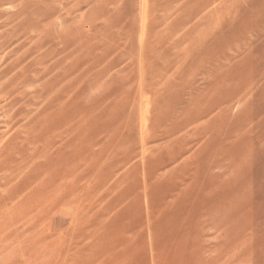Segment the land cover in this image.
<instances>
[{"label":"rangeland","instance_id":"374dc122","mask_svg":"<svg viewBox=\"0 0 264 264\" xmlns=\"http://www.w3.org/2000/svg\"><path fill=\"white\" fill-rule=\"evenodd\" d=\"M0 21V264H264V0H0Z\"/></svg>","mask_w":264,"mask_h":264},{"label":"bare ground","instance_id":"6f19581e","mask_svg":"<svg viewBox=\"0 0 264 264\" xmlns=\"http://www.w3.org/2000/svg\"><path fill=\"white\" fill-rule=\"evenodd\" d=\"M59 4H60V3H59ZM19 6H20V5H19ZM73 7H74V6H73ZM12 9H13V8H12ZM0 22H1V21H0ZM56 32H57V31H56ZM149 36H150V35H149ZM57 43H58V42H57ZM57 43H56V44H57ZM144 45H145V44H144ZM70 63H71V62H70ZM205 71H206V70H205ZM140 72H141V71H140ZM33 89H34V88H33ZM36 91H37V90H36ZM96 102H97V101H96ZM112 115H113V114H112ZM114 116H115V115H114ZM55 118H56V117H55ZM138 118H139V117H138ZM43 120H44V119H43ZM44 123H45V122H44ZM141 124H142V123H141ZM27 129H28V127H27ZM141 129H142V127H141ZM170 130H171V129H170ZM118 131H119V130H118ZM37 134H38V133H37ZM187 134H188V133H187ZM184 135H185V134H184ZM33 136H34V135H33ZM145 136H146V135H145ZM141 137H142V136H141ZM30 138H31V137H30ZM110 138H111V137H110ZM144 139H145V138H144ZM144 139L142 140V144H143V145H145V143H146V141H147V139H146V140H144ZM148 142H149V141H148ZM176 142H177V141H176ZM179 142L182 143V140L179 139ZM140 143H141V142H140ZM8 144H9V143H8ZM176 144H177V143H176ZM180 147H181V146H180ZM186 148H187V147H186ZM188 148H189V147H188ZM190 148H191V147H190ZM13 149H14V147H13ZM13 149H12V150H13ZM21 149H22V148H21ZM57 149H58V147H56V149H54L53 151H55V150H57ZM167 149L169 150L170 148H167ZM58 150H59V151H55V152L61 154L62 151L60 152V148H59ZM172 150H174V149H172ZM10 151H11V150H10ZM53 151H51V152H53ZM155 151H156V150H155ZM162 151H163V150H162ZM170 151H171V150H170ZM181 151H182V150H181ZM14 152H15V151H14ZM20 152H21V151H20ZM43 152H44V151H43ZM46 152H47V151H46ZM164 152H165V151H164ZM172 152H173V151H172ZM161 153H162V152H161ZM161 153H160V154H161ZM167 153H168V152H167ZM41 154H42V153H41ZM51 154H52V153H51ZM54 154H55V153H53L52 155L54 156ZM63 154H64V153H63ZM63 154H62V155H63ZM122 154H124V153H122ZM125 154H126V153H125ZM49 155H50V153L48 154V156H49ZM52 155H51L50 157H48V158L51 159ZM88 155H89V154H88ZM156 155H157V154H156ZM166 155H167V154H166ZM166 155H165V156H166ZM46 156H47V155H46ZM56 156H57V155H56ZM56 156H54V157L57 159ZM58 156H59V155H58ZM63 156H64V155H63ZM129 156H130V155H129ZM157 156H158V155H157ZM163 156H164V155H163ZM37 157H38V156H37ZM159 157H160V156H159ZM48 158H47V159H48ZM59 158H60V157H59ZM154 158H155V157H154ZM162 158H163V157H162ZM61 159H62V157H61ZM214 159H215V158H214ZM54 160H55V159H54ZM54 160H53V162H51V161H49V162L54 163ZM57 160H58V159H57ZM149 161H150V160H149ZM167 161H168V160H167ZM22 162H23V161H22ZM64 162L66 163V161H64ZM142 162H143V161H142ZM151 162H152V161H151ZM153 162H157V161L153 160ZM165 162H166V161H165ZM16 163H17V162H16ZM58 163H59V162H56L57 165H59ZM62 163H63V162H62ZM123 163H124V162H123ZM119 164H120V163H119ZM125 164H126V163H125ZM125 164H124V165H125ZM134 164H135V163H134ZM161 164H162V163H161ZM184 164H185V163H184ZM51 165H52V164H51ZM65 165H66V164H64V166H65ZM66 166H67V165H66ZM120 166H122V165L120 164ZM131 166H132V165H131ZM28 167H29V166H28ZM32 167H33V166H32ZM176 167H177V166H176ZM34 168H35V167H34ZM143 168H144V167H143ZM154 168H155V167H154ZM53 169H55V168H53ZM67 169H68V168H67ZM39 170H40V169H39ZM41 170H42V169H41ZM46 170H47V168H46ZM46 170H45V172H46ZM48 170H49V169H48ZM51 170H52V169H51ZM55 170L57 171L58 169H55ZM55 170H54V171H55ZM60 170H61V169L59 168V170L56 172V173H57V176L59 175V173H60L61 176H62V174H64V173L67 174V173H66L67 171H66V172L64 171V173H63V172H61L62 170H61V171H60ZM54 171H53V174L56 175ZM59 171H60V172H59ZM22 172H23V171H22ZM28 172H29V171H28ZM51 172H52V171H51ZM58 172H59V173H58ZM69 172H70V171H68V173H69ZM20 173H21V172H20ZM61 173H62V174H61ZM141 173H142V172H141ZM49 174H50V172H49ZM147 174H148V173H147ZM149 174H150V173H149ZM149 174H148V176H149ZM156 174H157V173H156ZM35 175H36V174H35ZM60 175H59V177H60ZM150 175L152 176V173H151ZM157 175H159V174H157ZM57 176H55V177L57 178ZM102 176H103V175H102ZM116 176H117V175H116ZM34 177H35V176H34ZM49 177H50V176H49ZM52 177H53V175L51 176V178H52ZM62 177H64V175H63ZM69 177H70V175H69ZM120 177L123 178V175L120 176ZM126 177H127V176H126ZM154 177H156V175H155ZM60 178H61V177H60ZM71 178H72V177H71ZM73 178H74V177H73ZM156 178H157V177H156ZM53 179L56 180L55 178H53ZM62 179H63V178H62ZM116 179H117V178H116ZM119 179H120V178H119ZM153 179H154V178H153ZM153 179H152V180H153ZM158 179H159V178H158ZM197 179H198V178H197ZM32 180H33V179H32ZM66 180H67V179H66ZM66 180H65V183H66ZM198 180H199V179H198ZM59 181H60V180L58 179V181L56 182V184H57ZM115 181H116V180H115ZM120 181H121V180H120ZM124 181H125V180H124ZM156 181H157V180H156ZM175 181H176V180H175ZM180 181H181V180H180ZM69 182H70V181H69ZM69 182H68V183H69ZM222 182H223V181H222ZM30 183H31V182H30ZM40 183H41V182H40ZM47 183L49 184L48 181H47ZM59 183H60V182H59ZM70 183H72V180H71ZM77 183H78V182H77ZM114 183H115V182H114ZM156 183H157V182H156ZM183 183H184V182H183ZM196 183H197V182H196ZM35 184H36V183H35ZM45 184H46V181H45ZM115 184H116V183H115ZM119 184H120V183H119ZM149 184H150V183H149ZM60 185H61V184H60ZM64 185H65V184H64ZM64 185H62V186H64ZM70 185H71V184H70ZM116 185H117V184H116ZM116 185H115V186H116ZM146 185H147V183H146ZM31 186H32V185H31ZM42 186H43V185H42ZM46 186L49 187L47 184H46ZM50 186H51V185H50ZM55 186H57V185H55ZM55 186L53 185L54 188H55ZM65 186L69 188V186H67V185H65ZM75 186H76V185H75ZM75 186H74V187H75ZM81 186H82V185H81ZM150 186H151V185H150ZM154 186H155V185H154ZM185 186H187V185H185ZM202 186H203V185H202ZM26 187H27V185H26ZM28 187H29V186H28ZM57 187H58V186H57ZM66 187H65V188H66ZM70 187H71V186H70ZM72 188H73V187L69 188V190L72 189ZM28 189H29V188H28ZM40 189H41V188H40ZM49 189L51 190V188H49ZM57 189H58V188H57ZM59 189H60V191H62V192L65 190V189L62 190V189H61V186L59 187ZM77 189L79 190V188H77ZM147 189H148V188H147ZM46 190H48V189H47V188H45L44 190L42 189L43 193H42L40 190H38V191L42 193V196H46V195H43V194L45 193ZM50 190H49V191H50ZM35 191H36V190H35ZM49 191H48V192H49ZM52 191H53V190H52ZM52 191H51V192H52ZM55 191H56V189H55ZM55 191H54V192H55ZM58 191H59V190H58ZM58 191H57V194L60 193V192H58ZM148 191H149V190H148ZM148 191H147V192H148ZM39 192H37V193L39 194L38 196L40 197V193H39ZM69 192H70V191H69ZM167 192H168V191H167ZM66 193H68V190L66 191ZM71 193H72V192H71ZM130 193H131V192H130ZM173 193H174V192H173ZM32 194H33V193H32ZM32 194H31V195H32ZM35 194H36V193H35ZM35 194H34V196L37 198V195H35ZM45 194H46V193H45ZM54 194H55V193H54ZM62 194H64V193H62ZM122 194H123V192H122ZM122 194L119 192V195H120V196H119V195L116 196L117 199H118V197H121V199H122V198H123L122 196H126V195H122ZM125 194H126V193H125ZM127 194H128V192H127ZM136 194H137V193H136ZM170 194H171V193H170ZM178 194H179V193L177 192L176 195H178ZM206 194H207V193H206ZM17 195L21 196V194H17ZM31 195H30V196H31ZM48 195H49V197H53L52 194L50 195L49 193H47L46 198L48 197ZM59 195H60V194H59ZM59 195H58V196H59ZM70 195H71V194H70ZM176 195H175V196H176ZM194 195H195V194H194ZM87 196H89V195H87ZM129 196H130V195L128 194L127 197H129ZM169 196H172V195H169ZM179 196H181V195H179ZM3 197H4V196H3ZM21 197H22V196H21ZM32 197H33V195L31 196V201H32L33 199L36 200V198H34V197L32 198ZM90 197H92V196L90 195ZM166 197H167V195H166ZM177 197H178V196H177ZM40 198H41V197H40ZM43 198L46 199L45 197H43ZM43 198H42V199H43ZM55 198H57V197H55ZM85 198H86V196H85ZM85 198H84V199H85ZM87 198H88V197H87ZM87 198H86V200H88ZM175 198H176V197H175ZM10 199H11V198H10ZM19 199H20V198H19ZM42 199H41V201L45 202V201L42 200ZM52 199L55 201L54 198H52ZM113 199H114V198H113ZM117 199H116V200H117ZM119 199H120V198H119ZM119 199H118V201H121V199H120V200H119ZM34 200H33V202H34ZM37 200L40 201L39 198H38ZM46 200H47V199H46ZM50 200H51V199H50ZM57 200H58V199H57ZM86 200H85V201H86ZM114 200H115V199H114ZM116 200H115V201H116ZM192 200H193V199H192ZM200 200H201V199H200ZM6 201H7V200H6ZM8 201H9V200H8ZM28 201H29V200H28ZM31 201H30V203H31ZM41 201H40V202H41ZM81 201H82V200H81ZM115 201H114V202H115ZM140 201H141V200H140ZM14 202H15V201H14ZM19 202H20V201H19ZM33 202H32L30 205H32ZM36 202H37V201H36ZM36 202H35V206H34V207H32L34 204H33L32 206H30V207H32L31 209H34V208L36 207V205L40 203V202H37V204H36ZM52 202H53V201H52ZM116 202H117V201H116ZM116 202H115V205L117 204ZM121 202H122V201H121ZM121 202H120V203H121ZM166 202H168V201H166ZM9 203L11 204V202H9ZM120 203H119V204H120ZM131 203H132V202H131ZM14 204H15V203H14ZM21 204H22V201H21ZM24 204H25V202H24ZM24 204H22V205H24ZM40 204H41V203H40ZM46 204H47V203H46ZM53 204H54V203H53ZM78 204H79V203H78ZM80 204H81V203H80ZM128 204H129V203H128ZM165 204H166V203H165ZM4 205H5V204H4ZM12 205H13V204H11L10 206H12ZM18 205L21 207L20 204H18ZM111 205H112V204H111ZM37 206L39 207V205H37ZM75 206H76V205H75ZM118 206H121V204L118 205ZM125 206H126V205H125ZM160 206H161V205H160ZM208 206H209V205H208ZM227 206H228V205H227ZM16 207H17V204H16ZM76 207H77V206H76ZM79 207H81V206H79ZM83 207H84V206H83ZM85 207H86V206H85ZM132 207H133V206H132ZM145 207H146V206H145ZM229 207H230V206H229ZM5 208H6V207H5ZM43 208H44V207H43ZM121 208H122V207H121ZM121 208H120V210H121ZM124 208H125V207H124ZM192 208H193V207H192ZM10 209H11V208H10ZM31 209H29L30 214L32 213V212H31ZM35 209H37V208H35ZM35 209H34V210H35ZM40 209H41V208H40ZM40 209H39V210H40ZM45 209H46V208H45ZM77 209H78V207H77ZM85 209H86V208H85ZM87 209H88V208H87ZM117 209L119 210L118 207H117ZM117 209L114 208V212H117ZM125 209H126V208H125ZM132 209H134V208H132ZM234 209H235V208H234ZM5 210H7V208H6ZM41 210H42V209H41ZM41 210H40V211H41ZM81 210H82V209H81ZM111 210H112V209H111ZM115 210H116V211H115ZM120 210H119V212H120ZM156 210H157V209H156ZM40 211H38V212H40ZM126 211H127V210H126ZM134 211H135V210H134ZM140 211H141V210H140ZM158 211H159V210H158ZM211 211H212V210H211ZM22 212H23V210H22ZM34 212H35V211H34ZM34 212H33V213H34ZM42 212H43V211H42ZM111 212H113V211H111ZM119 212H118V213H119ZM208 212H209V211H208ZM16 213H17V212H16ZM33 213H32V215H33ZM46 213H48V212H46ZM51 213H52V212H51ZM84 213H85V211H84ZM84 213H83V211H82V214H84ZM190 213H192V212H190ZM12 214H13V213H12ZM12 214H11V215H12ZM17 214H19V212H18ZM20 214H22V213L20 212ZM23 214H24V212H23ZM35 214H36V213H35ZM58 214H59V213H58ZM116 214H117V213H116ZM27 215H28V214L26 213V216H27ZM49 215H50V214H49ZM85 215H86V213H85ZM12 216H13V215H12ZM18 216H22V215H18ZM26 216H25V217H26ZM30 216H31V215H30ZM81 216H82V215L80 214L79 217H81ZM116 216H117V215H116ZM13 217H14V216H13ZM13 217H12V219H13ZM107 217H108V216H107ZM113 217H115V215H114ZM120 217H122V215H121ZM120 217L118 216V219H120ZM184 217H185V216H184ZM10 218H11V217H10ZM34 218H36V217H34ZM34 218H33V219H34ZM186 218H187V217H186ZM7 219H9V218H7ZM17 219L19 220L20 218H17ZM22 219H23V218H22ZM36 219H37V218H36ZM36 219H34V220H36ZM109 219H111V218L109 217ZM181 219H182V218H181ZM13 220H14V219H13ZM34 220H33V221H34ZM111 220L113 221V219H111ZM120 220H121V219H120ZM11 221H12V220H10V223H11ZM16 221H17V220H16ZM20 221H21V220H20ZM183 221H184V220H183ZM17 222H18V221H17ZM117 222H118V220H117ZM119 222H121V221H119ZM185 222H186V221H185ZM236 222H237V221H236ZM18 223H20V222H18ZM22 223H23V222H22ZM177 223H178V222H177ZM186 224H187V223H186ZM214 224H215V223H214ZM224 224H226V225L230 224V225H231V221H230V219L228 218V221L224 222ZM16 225H18V224H16ZM149 225H150V224H149ZM149 225H148V226H149ZM230 225H229V226H230ZM11 226H12V224H11ZM111 226H113V225L111 224ZM149 227H150V226H149ZM7 228H8V227H7ZM110 228H111V227H110ZM112 228H113V227H112ZM180 228H181V227H180ZM227 228L230 229V227H227ZM232 229H233V228H232ZM116 230H117V229H116ZM212 230H213V229H212ZM215 232H216V231H215ZM238 232H240V231H238ZM249 232H250V231H249ZM16 233H17V232H16ZM168 233H169V232H168ZM234 233H235V232H234ZM243 233H244V232H243ZM251 233H252V231H251ZM170 234H171V233H170ZM12 235H13V234H12ZM138 235H139V234H138ZM245 235H246V234H245ZM245 235H244V236H245ZM247 235H250V233H249V234L247 233ZM247 235H246V237H247ZM251 235H252V234H251ZM172 236H173V235H172ZM9 237H10V236H9ZM11 237H12V236H11ZM249 237H251V236H249ZM249 237H248V238H249ZM252 237H254V235H252ZM113 238H114V237H113ZM243 239H244V238H243ZM252 239H254V238H252ZM246 240H247V239H246ZM248 240H249V241H252L251 238H249ZM243 241H245V240H243ZM245 242L247 243L248 241H245ZM245 242H243V243H245ZM239 243H240V242H239ZM233 244H234V243H233ZM240 244H241V243H240ZM242 245H243V244H242ZM199 246H200V245H199ZM198 249H199V248H198ZM200 249H201V248H200ZM190 252H191V251H190ZM129 254H130V253H129Z\"/></svg>","mask_w":264,"mask_h":264}]
</instances>
